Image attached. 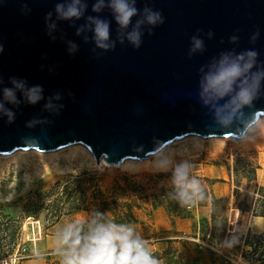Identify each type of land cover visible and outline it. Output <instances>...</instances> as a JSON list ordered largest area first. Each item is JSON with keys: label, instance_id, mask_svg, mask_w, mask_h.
I'll use <instances>...</instances> for the list:
<instances>
[{"label": "water", "instance_id": "obj_1", "mask_svg": "<svg viewBox=\"0 0 264 264\" xmlns=\"http://www.w3.org/2000/svg\"><path fill=\"white\" fill-rule=\"evenodd\" d=\"M57 2L0 0V100L3 88H14L13 78L26 88L43 89L36 104L28 103L19 89H14L19 104L5 101L15 116L9 123L0 113V155L81 144L97 164L104 159L119 166L127 159H147L190 135L241 138V127L248 130L264 115V85L253 106L237 113L228 128L214 121L211 108L197 96L201 69L206 71L221 52L254 49L258 66L264 63V0H137L141 15L119 37L110 9L92 11L95 0H86L78 21L57 20ZM145 7L161 12L164 23L143 24L136 48L126 33L143 18ZM49 11L52 18L46 21ZM87 16L111 22L114 48H96L89 30L76 35ZM53 22L55 40L47 34ZM193 36L203 40L204 50L189 58ZM232 36L238 38L234 43ZM69 41L77 45L75 52L69 53Z\"/></svg>", "mask_w": 264, "mask_h": 264}, {"label": "rangeland", "instance_id": "obj_2", "mask_svg": "<svg viewBox=\"0 0 264 264\" xmlns=\"http://www.w3.org/2000/svg\"><path fill=\"white\" fill-rule=\"evenodd\" d=\"M253 125L238 139L186 136L119 166L97 164L81 144L0 155V264H60L58 228L103 203L133 215L126 224L161 264H264V136L257 130L264 115ZM162 158L171 161L167 171L156 167ZM180 163L201 181L205 201L181 206L175 198L172 170Z\"/></svg>", "mask_w": 264, "mask_h": 264}, {"label": "clouds", "instance_id": "obj_3", "mask_svg": "<svg viewBox=\"0 0 264 264\" xmlns=\"http://www.w3.org/2000/svg\"><path fill=\"white\" fill-rule=\"evenodd\" d=\"M137 0H95L92 4L93 12H100L107 7L112 18L118 26V37L132 25L133 17L141 15V10L136 7ZM88 7L86 0H59L54 11L57 20L78 21L84 17ZM52 12L49 11L45 20L50 21ZM143 18L136 20L131 31L126 33V38L136 48L141 45L140 31L143 24L156 26L164 23L163 14L151 8L143 9ZM87 23L76 29V35H81L85 30L92 32V40L96 48L108 51L115 47L111 40V22L96 16H87ZM48 35L56 29L55 22L47 25ZM259 32L252 37L253 42ZM231 42L238 39L229 37ZM85 43L88 37H84ZM192 47L189 49V58L197 51L204 50V42L196 36L191 38ZM123 43V39H120ZM69 53L75 52L77 45L69 41ZM3 46L0 45V52ZM259 53L254 49L240 52L225 51L214 58L207 70L203 68V75L199 80L198 99L205 107L213 111L214 121L221 128H228L233 123L236 114H244L246 108H251L259 97L264 85V63L258 66ZM255 69V70H254ZM2 83V81H0ZM14 88H3V100H0V113L8 117V122L14 120V112L5 107V101L19 104L14 89L24 91L28 103L36 104L42 97V87L39 85L26 88L24 82L11 80ZM59 95L56 99H59ZM223 102V103H221ZM50 108L51 104H46ZM62 107V106H61ZM251 124V120L248 121ZM31 124H29V127ZM253 127H256L253 125ZM264 136V127L257 129ZM242 132H247V125L241 127ZM171 161L162 158L157 160L156 167L160 171H167ZM172 185L175 189V198L181 206L196 205L207 199L206 190L201 181L190 175V165L180 163L172 170ZM53 254L60 258V264H161L149 245L150 242L142 238L140 233L130 224L118 223L99 212L90 217L73 219L59 227L53 238Z\"/></svg>", "mask_w": 264, "mask_h": 264}, {"label": "trees", "instance_id": "obj_4", "mask_svg": "<svg viewBox=\"0 0 264 264\" xmlns=\"http://www.w3.org/2000/svg\"><path fill=\"white\" fill-rule=\"evenodd\" d=\"M106 205H107V203H103V207H100V208L95 209L92 212V214L93 213H96V212H99V213L104 214L105 216H108L109 217L108 212H111V214H113V216L116 217L115 220L118 223H121V222L129 223L131 221H134L133 215H131L129 213L128 214H125V215H119V213H116V211L114 213V210H110V209L105 208L104 206H106ZM175 211L176 212H186L185 209H183V208H180V209L175 210ZM248 215L249 214H246L245 217H247ZM239 216H240V210H237V215H236V219H235V222H234L235 225L238 223ZM242 229L244 230V232L245 231H248L247 225H246V222L245 221H244V225H243V228Z\"/></svg>", "mask_w": 264, "mask_h": 264}, {"label": "bare ground", "instance_id": "obj_5", "mask_svg": "<svg viewBox=\"0 0 264 264\" xmlns=\"http://www.w3.org/2000/svg\"><path fill=\"white\" fill-rule=\"evenodd\" d=\"M166 146H167V145H166ZM166 146H165V147H166ZM18 151H20V150H18ZM84 151L87 152L88 154H90L92 158H94L93 155L91 154V152H90L87 148H86V149L84 148ZM21 153H23V152H21ZM12 154H13V153H12ZM10 155H11V154H10ZM19 155H20V154H19ZM94 160H95V159H94ZM134 160H136V159H127V160L124 161L123 165H125V164L128 163V162H132V163H133ZM99 165L108 166L109 164H107V163L104 161V159H102V160L100 161ZM123 165H122V166H123ZM112 166H114V165H112Z\"/></svg>", "mask_w": 264, "mask_h": 264}, {"label": "crops", "instance_id": "obj_6", "mask_svg": "<svg viewBox=\"0 0 264 264\" xmlns=\"http://www.w3.org/2000/svg\"><path fill=\"white\" fill-rule=\"evenodd\" d=\"M30 264H36L34 261H31V263Z\"/></svg>", "mask_w": 264, "mask_h": 264}]
</instances>
